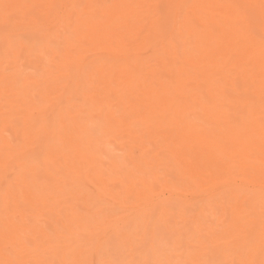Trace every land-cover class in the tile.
<instances>
[{"label":"bare ground","instance_id":"bare-ground-1","mask_svg":"<svg viewBox=\"0 0 264 264\" xmlns=\"http://www.w3.org/2000/svg\"><path fill=\"white\" fill-rule=\"evenodd\" d=\"M0 264H264V0H0Z\"/></svg>","mask_w":264,"mask_h":264}]
</instances>
